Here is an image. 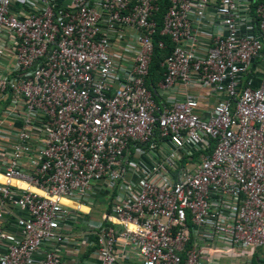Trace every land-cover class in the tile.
I'll use <instances>...</instances> for the list:
<instances>
[{"label":"built area","instance_id":"built-area-1","mask_svg":"<svg viewBox=\"0 0 264 264\" xmlns=\"http://www.w3.org/2000/svg\"><path fill=\"white\" fill-rule=\"evenodd\" d=\"M221 248L264 264V0H0V264Z\"/></svg>","mask_w":264,"mask_h":264},{"label":"trees","instance_id":"trees-1","mask_svg":"<svg viewBox=\"0 0 264 264\" xmlns=\"http://www.w3.org/2000/svg\"><path fill=\"white\" fill-rule=\"evenodd\" d=\"M164 44L165 46L163 49H157V48L154 49L152 61L149 65V78L151 79V82H153V80H155V78L160 73V68L158 66V60L162 56L166 55L171 48L169 40H167L165 37H164ZM250 264H258V260L255 258H252L250 260Z\"/></svg>","mask_w":264,"mask_h":264},{"label":"rangeland","instance_id":"rangeland-1","mask_svg":"<svg viewBox=\"0 0 264 264\" xmlns=\"http://www.w3.org/2000/svg\"><path fill=\"white\" fill-rule=\"evenodd\" d=\"M98 209H102L101 206H98ZM220 250H225L221 248ZM264 251L263 249H257V251ZM219 253V256L214 257L210 260L209 264H250L249 260L245 257H238V256H229L228 252Z\"/></svg>","mask_w":264,"mask_h":264},{"label":"crops","instance_id":"crops-1","mask_svg":"<svg viewBox=\"0 0 264 264\" xmlns=\"http://www.w3.org/2000/svg\"><path fill=\"white\" fill-rule=\"evenodd\" d=\"M63 201H64L65 203L69 204L70 206L77 207V208H79L80 210H83V211H85V212L91 214L92 216H95V217H101V216H102V214H101L99 211H97V210H95V209H93V208H88V207H86V206L79 205V204H75V203H73V202L66 201V200H63ZM223 251H224V250H223ZM223 251H222V252H223ZM225 252H227V250H226ZM224 254H225V253H224ZM228 254H230V253L228 252Z\"/></svg>","mask_w":264,"mask_h":264},{"label":"bare ground","instance_id":"bare-ground-1","mask_svg":"<svg viewBox=\"0 0 264 264\" xmlns=\"http://www.w3.org/2000/svg\"><path fill=\"white\" fill-rule=\"evenodd\" d=\"M217 252H220V253H223L222 251L223 250H216ZM224 251H226V250H224ZM227 252H229L230 254L229 255H231V256H236L237 254H239V253H245V252H243V251H240V250H236V249H230V250H227ZM226 253V252H225ZM224 254V253H223Z\"/></svg>","mask_w":264,"mask_h":264}]
</instances>
